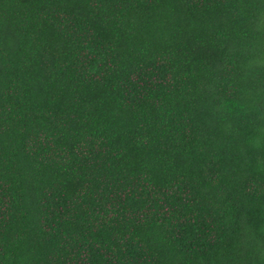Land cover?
Here are the masks:
<instances>
[{"label": "trees", "instance_id": "obj_1", "mask_svg": "<svg viewBox=\"0 0 264 264\" xmlns=\"http://www.w3.org/2000/svg\"><path fill=\"white\" fill-rule=\"evenodd\" d=\"M0 264H264V0H0Z\"/></svg>", "mask_w": 264, "mask_h": 264}]
</instances>
